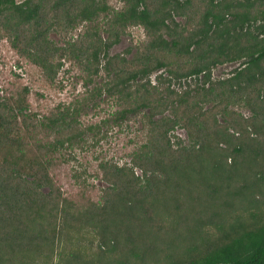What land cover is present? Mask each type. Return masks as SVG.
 <instances>
[{
	"label": "trees",
	"instance_id": "16d2710c",
	"mask_svg": "<svg viewBox=\"0 0 264 264\" xmlns=\"http://www.w3.org/2000/svg\"><path fill=\"white\" fill-rule=\"evenodd\" d=\"M122 1L115 11L98 0H0V40L50 81L63 60L75 62L91 86L42 120L29 109L28 87L0 103V264L48 263L63 244L73 248L57 264H264V0ZM82 24L94 32L79 34L78 52L71 41L59 47L48 38ZM101 24L107 40L98 36ZM133 27L146 32L134 59L116 56L101 69ZM241 60L233 76L212 81L213 67ZM104 69L112 77L97 84ZM200 75L201 87L172 89ZM101 102L108 117L82 126L84 106ZM231 105L251 116L238 120ZM145 109L150 132L131 166L95 158L94 176L107 186L101 198L64 195L52 173L79 163L64 151L108 143L111 129ZM178 126L190 140L175 148L170 133ZM82 168L71 174L78 186L86 183Z\"/></svg>",
	"mask_w": 264,
	"mask_h": 264
},
{
	"label": "rangeland",
	"instance_id": "374dc122",
	"mask_svg": "<svg viewBox=\"0 0 264 264\" xmlns=\"http://www.w3.org/2000/svg\"><path fill=\"white\" fill-rule=\"evenodd\" d=\"M21 0H18V2ZM102 4H107L113 10H121L123 7L122 0H98ZM184 1V0H182ZM199 3V2H198ZM199 5V4H198ZM196 5V7H198ZM200 7V6H199ZM202 8V7H201ZM196 9V8H195ZM194 12V11H192ZM175 21L182 26H185L187 19L180 18L175 19ZM92 24H82L78 28L71 32H61L53 31L49 34L48 38L55 43L56 46H64L67 42L71 41L75 46H79L78 41L79 34H83L85 30H90L92 34ZM98 36L102 37L104 40L108 39V35L102 31L101 28L98 31ZM146 39V32L142 27H133L128 30L124 35L120 36V40L117 44L113 45L106 56H101V69L109 67L108 61L113 57L120 56L127 61H131L137 55L138 44ZM77 47V52L78 49ZM63 68L57 74L54 81H50L43 69L37 65L32 64L25 58L21 57L12 47L9 39L3 37L0 40V103L12 94L20 93L25 87H28L29 94L27 97V102L30 111L33 114L38 115L39 119L42 120L47 115L56 113L60 107L69 106L75 103V100L79 96L83 95L89 87L85 84V81L79 76L81 70L75 65L73 61L63 60ZM244 64V60L235 63H226L224 65H218L212 68V81L217 82L220 80H226L233 76L236 70H238ZM103 67V68H102ZM167 73V71L161 70L155 74L151 75V79L154 82L157 75L160 73ZM107 72L103 70L100 71L99 77L96 78V83H104L107 81ZM168 75L165 74V77ZM202 77L192 76L189 78L182 79L179 82H173L171 84L172 89L176 91H183L197 87H201ZM168 84H165L167 86ZM105 100V98L103 97ZM214 104H207L204 109L207 110L212 108ZM107 107L101 102V108H96L92 110L91 104L88 107L84 106V113L80 116V122L82 126L101 124L102 120L108 117V113L104 109ZM148 110L141 111L140 115L133 117L124 122L123 126L120 128H114L109 131L108 143L102 142L99 146H96L92 151L79 154V150H74L71 152L64 151L65 154L70 155L77 154L78 162H70L69 164H60L53 171V177L55 185L62 189L64 195H67L70 199H74L77 202H83L87 199L98 200L103 194V190L107 187L106 184L96 178L94 173L98 171L97 163L95 158H114L119 164L123 165L125 163L131 166V154L138 150L142 145L148 140L149 129L146 128V124L142 122L141 117L147 113ZM229 112L238 115V120L241 121V117L247 119L251 116V111L248 108L240 105H231ZM163 116H170L169 112H165ZM241 116V117H240ZM171 117V116H170ZM160 118V116L156 117ZM219 121H223L222 116L218 117ZM223 123V122H222ZM108 128L101 129L105 132ZM173 146L177 148L178 142H182L184 145H189V133L186 129L181 126L174 128L170 133ZM43 137V136H42ZM91 141V136H87ZM82 165L87 167L84 177L86 178V183L82 185H75L71 174L73 173V166L75 170L84 171ZM139 174L140 171L136 170ZM90 174V175H89ZM45 192H49V188H44ZM65 245V249L56 248L55 254L50 258L48 263H43L42 261H35L33 264H57L60 253L67 252L69 254L70 248L68 244ZM62 245V247H63ZM91 245V244H89ZM94 248L97 245L95 241L92 244ZM62 251V252H61ZM17 261V258H16ZM2 264H8V259ZM13 264H16L15 262Z\"/></svg>",
	"mask_w": 264,
	"mask_h": 264
}]
</instances>
